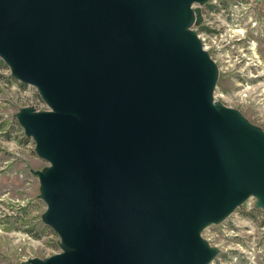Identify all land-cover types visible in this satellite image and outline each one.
<instances>
[{
    "label": "water",
    "instance_id": "water-1",
    "mask_svg": "<svg viewBox=\"0 0 264 264\" xmlns=\"http://www.w3.org/2000/svg\"><path fill=\"white\" fill-rule=\"evenodd\" d=\"M210 0H0V58L49 110L17 116L63 251L28 264H210L203 237L264 210V131L215 100Z\"/></svg>",
    "mask_w": 264,
    "mask_h": 264
},
{
    "label": "rangeland",
    "instance_id": "rangeland-1",
    "mask_svg": "<svg viewBox=\"0 0 264 264\" xmlns=\"http://www.w3.org/2000/svg\"><path fill=\"white\" fill-rule=\"evenodd\" d=\"M195 7L202 21L193 29L205 36L219 69L215 100L264 131V0H210ZM43 103L37 88L14 79L0 58V264H28L63 251L44 221L37 173L50 164L37 155L17 118L25 108L45 110ZM203 237L218 250L210 264H264V210L255 198Z\"/></svg>",
    "mask_w": 264,
    "mask_h": 264
},
{
    "label": "built area",
    "instance_id": "built-area-1",
    "mask_svg": "<svg viewBox=\"0 0 264 264\" xmlns=\"http://www.w3.org/2000/svg\"><path fill=\"white\" fill-rule=\"evenodd\" d=\"M199 35H200V34H199ZM200 37H201V39H202V41H203V44H204L205 49L208 50L209 46H208L207 43H206V38H205V36H204V35H200ZM43 104L45 105V110H48V106H47L45 103H43Z\"/></svg>",
    "mask_w": 264,
    "mask_h": 264
}]
</instances>
